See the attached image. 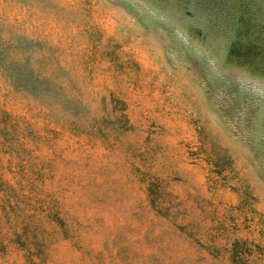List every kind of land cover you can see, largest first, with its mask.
<instances>
[{
  "label": "rangeland",
  "instance_id": "374dc122",
  "mask_svg": "<svg viewBox=\"0 0 264 264\" xmlns=\"http://www.w3.org/2000/svg\"><path fill=\"white\" fill-rule=\"evenodd\" d=\"M238 68L264 0H0V264H264Z\"/></svg>",
  "mask_w": 264,
  "mask_h": 264
},
{
  "label": "clouds",
  "instance_id": "9594fccd",
  "mask_svg": "<svg viewBox=\"0 0 264 264\" xmlns=\"http://www.w3.org/2000/svg\"><path fill=\"white\" fill-rule=\"evenodd\" d=\"M238 71L242 73L243 79L249 82H255L253 85V91L257 92L258 94L264 95V89L259 87V84L264 77H261L257 74L252 73L247 68H238Z\"/></svg>",
  "mask_w": 264,
  "mask_h": 264
},
{
  "label": "trees",
  "instance_id": "16d2710c",
  "mask_svg": "<svg viewBox=\"0 0 264 264\" xmlns=\"http://www.w3.org/2000/svg\"><path fill=\"white\" fill-rule=\"evenodd\" d=\"M119 118L122 119V121L126 122V124L128 125V118H127V115L125 113H121L119 115Z\"/></svg>",
  "mask_w": 264,
  "mask_h": 264
}]
</instances>
